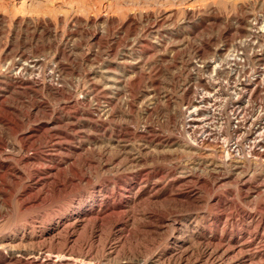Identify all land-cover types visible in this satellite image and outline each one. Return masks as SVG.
Segmentation results:
<instances>
[{
  "label": "rangeland",
  "instance_id": "1",
  "mask_svg": "<svg viewBox=\"0 0 264 264\" xmlns=\"http://www.w3.org/2000/svg\"><path fill=\"white\" fill-rule=\"evenodd\" d=\"M247 13L249 15L253 13L256 15L260 14V16H264V0H0V22H1L0 32H2L1 36L5 34L3 36L5 41L7 40L6 38H8L7 35L9 37L15 36V44H16L15 48L16 49L20 47L22 50H25L26 53L27 52L28 54L31 53L30 55L32 56L37 55V56L42 57L44 55L42 57L45 60L43 64L46 63L47 65L46 64L42 65L41 71L43 70V74L41 75V78L43 80H44V77L46 78V75H47L46 72L48 73V70H49L47 68L48 65L50 67L54 62L53 57L55 55L56 43L58 42L57 45L60 44L62 45V47L66 45L67 48H69L67 49L68 51L70 50V47H73V52L75 51V53H72V56L74 55L75 58H79V61L78 63L73 62L75 63L74 65L72 62H68L69 66L71 64L69 68H72L73 70H75L78 67L75 70V72L81 78V81H80L81 84L77 88H75L77 89L75 90V95L77 94L79 95L84 89V87L87 86V83H86L88 81L87 75L90 73L91 70H93V68L97 70L100 67V65H102V63H105L106 61L112 59L111 57H108V55H106L107 54L106 50L104 51L103 55L100 56V57L102 56L106 57L105 60L103 59L104 57H102L101 58L102 60H99V61L98 59L96 60L95 57H92L93 56L92 54L95 53V49H96V46L93 44V42L90 39L88 40V38H90L89 35H91L92 32H95V31H98V32L100 31L104 33L106 32L105 34H109L110 36L113 34H116V35L126 34L128 35V38L129 37L134 38V36L143 35L142 37H144L145 39L151 38L149 40H152V41L154 40L153 37H155L156 35H164V36H168L169 38L172 37V39L170 38L169 42H171V40L175 41L174 43L171 42L167 46L166 45L162 46L163 48L165 47L164 49L162 47L160 48L155 47L156 50L151 49L149 47H145L142 49V51H140V49H138L139 48L138 45H135V46L130 45V47L127 46L131 49L130 51L136 57L137 56L139 57V55L140 56L142 55L141 57L145 59V60L143 59V63H142L143 64L142 73L144 76L143 77L141 76V79L144 80L145 77L147 76V78L149 79L157 80L160 83V85H162L161 87L164 89L162 91V88H161V91H162L161 94L163 96L162 98L163 101L161 102L162 110L160 109L158 113L154 114L151 117V120L153 119L152 120L153 123L156 122V125L157 123L160 125V126L159 125L157 126L159 127V129H161L160 131L163 136V141H162L163 144H161V147L159 148L160 153L157 155L156 158L152 157V154H150L148 150L146 152V150L144 149L142 150V152H140L138 149V143L136 142V140H133L134 138H132L133 136L131 135H128L129 138L126 136L127 138L126 137L124 138L123 140L124 142H122L120 145H117V147L116 145L111 146V144L109 145L108 143L110 139L112 140L116 139V134L118 132L117 129H120L121 131L124 130L125 132H127L128 129L126 130V127H130V126L133 127L136 125L137 126L140 125L142 121L145 120L144 116L141 114L140 111L136 110V113H134L135 110L129 111L128 109H126L127 107L125 109L123 108L119 113H117L118 115L116 114L117 116L115 115L114 117L115 120L110 121V124L106 126L107 129L109 128L108 131L110 133L108 132V134H103L101 132L99 133V131L93 128V125L90 122V120L86 116H83V115L77 116L73 119L75 122V123L73 122V126L69 127V126L60 124L56 130L53 129L51 131L49 129L51 127V124L49 123L53 120L51 111L52 110L59 111L60 110L59 106H62V103H64L65 99L62 100L61 98L55 97L57 99V102H56V99L54 101V97L51 98V96L46 92H41L40 94L34 96L29 93L27 95L26 92H25L26 94L25 95L24 92H20L22 91L21 89L20 91L18 89L16 91L15 89V91L18 92V94H16L15 92V126H16L15 132H16V135H12V133H14V130L10 128L11 126L10 127L3 126L0 129V132H3L5 139L8 142V143H5V145L7 144L6 147L5 145L2 146V150L10 149L11 151V153L9 152V157L7 159L8 162L18 167L25 166L23 165L25 164L24 162H31L28 165L29 168H40L42 166H45L44 164L46 163L52 164V162H72V160H74L73 162L79 161V162H89V163L88 164L86 163L83 165L76 163V167L78 168V171H77L78 173L76 172V176H74L75 181L70 182V183L67 182L66 186L63 187L64 189H62V191L60 190V191H52L51 193L49 192L48 196L45 198V201L41 205L26 209V208H22L20 204L18 203L17 195L14 196L13 194H10V196L6 195L4 198H1L0 199V211L1 212L5 211L6 217L4 216V218L5 219L7 218L6 219L7 221L5 222V219L3 217H0L1 220L3 219L2 223L4 224L7 223V225L9 226L15 224L17 226L25 222L26 219H28L27 220L28 222L33 220L34 222L39 224V223H42L43 220L48 221L54 213H58L59 211H61L60 209L66 210V209H70L71 207H73V205H76L77 203L90 202L94 196L97 198L96 200L100 202V200H104L106 196L109 195V193L112 190L116 193L121 192L125 194H129V193L135 194L137 192H140V195L142 196V198L136 201L137 204L135 203L133 205L135 206L134 208L133 206H131L130 207L131 209L130 208L128 209L129 210L128 217L131 216L130 218H128L129 223H130L129 225L131 228L135 226L134 232L136 233H133V235H130L133 238L130 236H127L126 239H124L126 240V244L127 245L129 244L130 246L129 245L127 246L125 244L124 248L121 247L118 253V257H124V256H127L128 254L129 256L140 257L145 254L144 250L149 246H155V247L157 246L161 248L162 246L165 245L166 239H167V235H166L167 232H165L166 230L164 229L165 223L162 220L158 221L157 223L155 219L151 220V218L148 216L149 212L157 213L160 216H163L162 218L166 216L170 221H172V218L174 220V219H179V217L186 219L189 222L192 219L191 226L193 228L202 229V227H204L206 234L212 235L213 236L212 238H214L216 241L220 240L221 237H226V236L231 237L232 236L236 238V240L240 239V242L245 241L246 251H249L251 253H259V249L256 248L257 244L253 243V238L255 237V232L257 231L256 227L259 226L260 228L259 233L264 232V161H260L254 158H251V159L249 158L250 160L246 161V159L248 158L247 157L243 158V155L246 154V151H245L241 153L243 155L239 154L237 158L233 159V161L231 160L226 161V163L223 162V164L221 162V165L219 166L216 164L217 162H220L219 160H221L219 153H222V155L226 154V150L223 151L222 147L220 146L222 145L221 140H218L217 143L211 142L213 144L214 143L217 144L216 147L215 146L213 147V149H217L218 152L209 151V154L207 155H206V152L204 151L196 150L198 152L197 153L195 150H191L190 148L186 147L182 141H180V143L179 141L173 142V144L171 143V145L166 143V139L169 136H173L175 138L176 137L182 138L181 136L182 134H179L182 131L181 129L184 128L183 126L184 117L182 118V116H187L188 110L191 109V108H187L189 104L187 103L188 96L192 95L191 97L193 98L197 97L196 99H199V97L205 94L207 90L211 94L213 93L212 94L213 100L211 101L213 105L212 113L214 111L215 113H217V115L215 113L213 114V117H214V119L212 118L213 126L217 128L220 125H223L222 126V129L224 130L223 135L225 136L226 134V138L229 137L228 132L230 133V126H229L230 120L229 119L231 115L229 114V112L231 111L232 103L235 104L234 106L238 105L237 108L243 107V109L246 111L247 114L249 110L253 108L252 114L246 115V113L245 114L243 113L244 116H246L247 118H244V117L241 118V120L242 119L245 120L243 123H241V126L243 128L240 129V131L237 133L239 137H242L241 139H243L244 135L246 134V132H248V130L250 129L254 130V125H252L251 123H252V120H255V122L258 121V117H257L258 114L260 116L259 120L263 119L261 118V116L262 117L264 116V112H263L264 111V105H263L264 97L260 98L256 96V98L249 100L247 96L245 98L242 97L245 94H242V93L240 94L239 92L238 94L237 91H235L234 89L235 84H232L233 80L230 79V77H228L227 74H225L226 71H229V68H223L224 66L220 65L223 67L222 68H220L219 66L211 67V68H207V67L200 68L199 67L200 68L199 69V68L194 67L193 64L191 65L190 63L192 62L193 59H196L197 57L198 58L200 57L201 59L202 57L203 58L211 57L212 53H214L216 49L220 48L221 46L225 44L224 42H228L229 44H231L229 48L232 47L233 45L232 42H234V39L237 37L236 27L238 24L237 22L238 17L239 16L242 17ZM2 15L4 16L3 18L1 17ZM169 17H171L172 19ZM103 23L105 24V26ZM130 23L134 24L135 26L138 24L140 28L138 27L139 28L138 29L136 26L135 27L136 29H130L129 28ZM202 23H206L205 25H207V27L204 28L203 30H201L202 29L201 28L198 31H194V29L200 26L199 24H202ZM45 24H49L48 25L49 27H46L48 29L44 28ZM156 26L158 27V29L156 28L157 31L153 32V29ZM101 27H104V28H101ZM89 28L91 31L89 30ZM94 29L96 30L94 31ZM103 29L106 31H104ZM49 30L52 32H50ZM5 31L8 33L7 35ZM116 32H118L119 34ZM52 33L54 34V36ZM131 33L132 35H130ZM71 34L74 36V38H72V40L74 39L73 41L70 38ZM44 37L45 38L47 37L48 39L47 38L45 39ZM75 37L78 38V41H76L77 38L75 39ZM52 39L53 40L55 39V42H53ZM67 42H69V44ZM77 42L79 45L77 44ZM51 44L52 46L53 44H55L53 46L54 48L53 50H51L52 49ZM47 45L50 46V49L49 47H47ZM38 46L40 49L38 48ZM42 48H47V49H44V51H42L43 50ZM78 49L80 50V52H77L79 51ZM124 49H126L125 46L118 47V50L120 51V53L124 51ZM34 50H36L37 52L36 55L33 52ZM38 52L40 55H38ZM82 53H84V55ZM86 57L87 59H85ZM170 57H172V59ZM82 59H84L83 62H82ZM100 61L102 63H100ZM91 63L94 64V66ZM95 66H97V68ZM158 66L160 67L158 68ZM242 66L248 68L247 70L250 69V71H252V69L254 70L257 67V66H252L253 67L252 68L250 66L248 67L245 65H242ZM89 67L91 70L89 69ZM171 69L173 72L171 71ZM69 71H68L69 75L66 74L67 76H65V80H63L64 82L62 81L61 78H59L60 80L59 82L61 84L63 83L64 88L71 86V82L69 81L71 80L72 76L74 77L76 74V73L72 74L71 69H69ZM210 71L211 73H208ZM151 75H153V78ZM68 82L70 83L69 86L67 85ZM224 83L225 84L227 83L226 87ZM190 85H194V86H190ZM163 93L165 94L163 95ZM197 93L199 94V96H197L198 95ZM195 94H196V97H195ZM262 95H264V92ZM39 97L43 99H40ZM167 98L169 99L168 100L169 102L166 101ZM31 100L32 101H35V100L42 101L44 103H47L48 105L47 104L46 105L48 106L47 108L49 109L45 108L42 111L40 110L36 112L32 108L33 106H31V102H30ZM164 103L166 105H164ZM167 104H169V106ZM241 104L242 105L244 104V106H242ZM220 106H221V109H220ZM260 106L262 109L260 108ZM184 107H186L187 109ZM214 107H217L218 109L216 108L217 110H215ZM247 108L249 109L246 110ZM47 110H48V114H47ZM179 110H181V113ZM220 110L222 111L220 112ZM226 112L228 113V116ZM121 113H123L122 114L123 116L121 115ZM3 114H6V113L3 112ZM226 117H227V120H225ZM181 118L183 119V121ZM212 119H209V120L212 122ZM88 120L89 122H87ZM128 120H129V123H128ZM222 120H224V123L222 122ZM175 121H177L180 124L176 123L175 125ZM215 121L216 122L218 121L219 126L218 125L215 126V124H217V123H214ZM245 124L249 128H245L246 127ZM180 125L182 128L178 127ZM122 127H124L125 129ZM163 127L166 130H164ZM30 129H33V130L35 129L36 130L35 133L36 135L37 134L38 135L29 139L28 142L30 141L29 143L30 145H28L27 148H24L21 137L25 132H28ZM243 130L245 132H243ZM56 131L66 132L71 137L67 138L66 134L64 133L56 134ZM108 138H110L109 141H108ZM36 139L37 140L39 139L38 142L36 141ZM99 143L101 144V146ZM8 144L12 146L15 145L14 152H12L13 149L12 147L8 146ZM174 145L175 146L177 145V146L175 147ZM109 146L111 147V150L108 149ZM166 147L168 148V150ZM170 147H171V150H170ZM70 148L71 149L76 148L80 150L81 153L83 152V154L86 152V155L80 156L82 157V160H79L81 158H77L76 159L77 161H76L74 159L75 156H73L72 158V155H70L71 153ZM85 149L86 151H83ZM133 149L135 151H133ZM92 151H93V154H92ZM23 153L26 154L27 156L30 155L31 158L28 161H25L24 159L26 156ZM98 153H101V154L98 155ZM191 153H193V155H191ZM211 153L213 154L211 155ZM85 156L87 157L85 158ZM140 157H143V158L141 159ZM217 157H219V159ZM4 158H2L0 155V160ZM135 159L137 162L135 161ZM224 163H225V166H224ZM194 166H196L197 168ZM66 167H68L66 166V164L62 166V168H64L62 170L64 175H62L61 177L63 176L68 177V175L71 176V173L74 172V171L70 172V168L69 167L66 168ZM88 173H91V174H88ZM203 174H205V176H203ZM188 175H191V176H188ZM202 178H203L204 183L201 180ZM235 180L237 182L234 183ZM180 183L183 184V186ZM16 186L17 185L15 184V189L17 188ZM139 187L141 189H139ZM186 190L190 191V193L193 195L198 194V196L202 198H199L198 202L196 201L192 202V199L185 198L183 196H177L179 195L178 194L179 191L185 192ZM248 200L250 202H248ZM12 215H13V218H12ZM198 218L200 220H198ZM14 219L16 221H14ZM258 219H260L259 220L260 222L258 221ZM12 221H14V223ZM111 221L112 220H108L106 223L102 225L98 224L93 227L91 225H89L88 227H80L78 230L79 238L82 237L79 239L80 242L92 243L94 245V250L97 251L96 257L99 259L103 258L102 254L106 253V250H105L106 248H104L105 244H111V243L113 244L117 241V239H120V238L122 239L121 236L120 238H118L120 234L119 229L117 228L112 229L110 225ZM131 221H133V223ZM103 241L105 242V244ZM193 243L198 245L199 240L196 241V243L195 242ZM98 247L102 250L97 249ZM77 251H81V250H77ZM127 251H128V254H127ZM259 258H260L259 256L256 257L257 259V261L255 260L256 264L258 262H259L258 264H262V263L264 264V262L261 261V258L260 260Z\"/></svg>",
  "mask_w": 264,
  "mask_h": 264
},
{
  "label": "bare ground",
  "instance_id": "2",
  "mask_svg": "<svg viewBox=\"0 0 264 264\" xmlns=\"http://www.w3.org/2000/svg\"><path fill=\"white\" fill-rule=\"evenodd\" d=\"M1 17L3 18L4 16L2 15ZM169 18H171V17H169ZM109 21H111V20H109ZM98 22H99V20H98ZM237 22H238L237 27H236L237 37L234 39V42H232V44H233L232 47L229 48V46L231 44H229L228 42H224L225 44L223 46H221L220 48L216 49V51L214 53H212L211 57H206V58L202 57V59L200 57L199 58L197 57L196 59H193L192 62H190V63H191V65L193 64V66L196 68H199V67L200 68H205V67L211 68V67H216V66H219L220 68H222L223 66H224L223 68H229V71H226V72L224 71V72H225V74H227L228 77H230V79L233 80L232 84H235V86H234L235 91H237V93L239 92L240 94L241 93L245 94L244 96H242L243 98H245L247 96L249 100L250 99L252 100V99L256 98V96H257L256 90H257L260 82H258L257 79L255 78V74L252 75L253 78H251L249 76L248 71H250V69L248 71H246L245 70L246 67H244V66H242V68L240 69L239 67H237V64L238 65L239 64L245 65L247 67L248 66H250V67L257 66L256 67L257 70L264 68V16H260V14L256 15L253 13L249 15L247 13L242 17L239 16ZM28 23H30V22H28ZM48 23H50V22H48ZM109 24H110V22H109ZM173 24H174V22H173ZM205 24L206 23L199 24L200 26L196 27L194 29V31H198L201 28H202L201 30H203L204 28L207 27V25H205ZM28 25H26V26H28ZM48 25L49 24H45L44 28L49 27ZM43 26H44V24H43ZM96 26H97V24H96ZM104 26H105V24H104ZM136 26H137V28L139 27L138 24ZM136 26L132 23L129 24L130 29H136L135 28ZM145 26H146V24H145ZM101 28H104V27H101ZM156 28L158 29V27L156 26L153 29V32L157 31ZM46 29H48V28H46ZM32 30H34V29H32ZM89 30H90V28H89ZM95 30L96 29H94V31ZM103 30H101V31H103ZM143 30H144V28H143ZM44 31H45V29H44ZM69 31H71V30H69ZM104 31H106V30H104ZM50 32H52V31H50ZM1 33L2 32H0V129L3 126L4 127H6V126L10 127L11 126L10 128L13 129L14 133H15V134L12 133V135H16V132H15V130H16L15 129V127H16L15 126V92L17 91V89L19 91L21 89L22 91H20V92H24V94L26 92L27 95L29 93V94H32L34 96L40 94L41 92H46L51 96V98L54 97V101L56 98H61L62 100L63 99L66 100V101L64 100V103H62V106H59L60 107L59 111L58 110H52V111L50 110L52 113V116H53L52 117L53 120L49 123V124H51V127L49 128L51 131L53 129L56 130L60 124H63V125L69 126V127L73 126V122H74L73 119L77 116L83 115V116H86L90 120V122L93 125V128L96 129L97 131H99V133L101 132L103 134H108L109 128L107 129L106 126L108 124H110V121L115 120L114 117L117 113H119L123 108L125 109L127 107L126 109H128L129 111L135 110L134 113H136V110L140 111L141 114L144 116L145 120L142 121V123L138 126L132 125L134 128L131 126L130 127L124 126V127H126V130L128 129L127 132H125L124 130L121 131L120 129H117L118 132L116 134V139L112 140V139L108 138V141L110 139V141L108 142L109 145L110 144H111V146L116 145V147H117V145H120L122 142H124L123 140L126 136L129 138L128 135H131V136H133L132 138H134L133 140H136V142L138 143V149L140 152H142V150L145 149L146 152L148 150V152L150 154H152V157H155V158L157 157V155L160 153L159 148L161 147V144H163L162 143L163 136H162V133L160 131L161 129H159V127L157 126L159 124L157 123V125H156V122L153 123V121H152L153 119L151 120V117L154 114L158 113L162 107L161 102L163 101L162 100L163 96H162L161 92L164 89L161 87L162 85H160V83L157 80L149 79V78H147V76L145 77L144 80L141 79V76L142 77L144 76L142 73V66H143L142 63H143L144 58L141 57L142 55L141 56L139 55V57L138 56L136 57L130 51L131 49L129 47H130V45H134V46L138 45V47H139L138 49H140V51H142V49L145 47H149L151 49L156 50L155 47L160 48L164 45H166V46L169 45L171 42L174 43L175 41H172V40H171V42H169L170 38L172 39V37L169 38L168 36H164V35H156V36L153 35L155 37H153L154 40L152 41V40H149L151 38L145 39L144 37H142L143 36L142 34H141L142 36L138 35V36H134V38H132V37L128 38V35H126V34L125 35L113 34L110 36L109 34H105L106 32L104 33V32H100V31L99 32L98 31L92 32V34L90 33L91 35H89L90 38H88V40L90 39L93 42V44L96 46L95 53L92 54L93 55L92 57H95L96 60L98 59V61L102 60L101 58L104 56H102V57H100V56L103 55L104 51L106 50V52H107L106 55H108V57H111L112 59L106 61L105 63H102L100 61V63H102V65H100V67L97 70H95L93 67H92L93 70H91L89 67V69L91 71L87 75V78H88V81L86 82L87 86L84 87L83 90L81 89L82 92L79 95L78 94L75 95V90H77L75 88H77L81 84V82H80L81 78L75 72V70L78 67L75 70H73L72 68H69L71 66V64L69 66L68 62L78 63V61H79V58H75L74 55L72 56V53H75V51L73 52V47H70V50H69L70 52H69L67 50L69 48H67L66 45L62 47V45H60V44L57 45L58 42L56 41L57 42L56 43V50H55V55L53 57L54 62L50 67L48 65L47 68L49 70H48V73L46 72V74H47L46 78L44 77V80H43L41 78V75L43 74V70L41 71V69H42V65L46 64V63L43 64L45 60L42 57L44 55L42 57L37 56L36 55L37 52H36V50H34L33 52L35 53L36 56H34V55L32 56V55H30L31 53L30 54H28V52L26 53L25 50H22L20 47H18L16 49L15 48V45H16L15 44V36L9 37L7 35L8 33L5 31V33L8 37V38H6L7 40L5 41V39L3 37L5 34L3 33L4 35L1 36L2 35ZM32 33H33V31H32ZM116 33H118V32H116ZM43 35H44V33H43ZM130 35H132V33ZM53 36H54V34H53ZM70 38L72 40V38H74V36L71 34ZM76 38L77 37H75V39ZM130 38H132V39H130ZM76 41H78V38ZM199 41H200V39H199ZM53 42H55V39L53 40ZM65 42H66V40H65ZM65 42H64V44H65ZM47 43H49V42H47ZM60 43H61V41H60ZM67 43L69 44V42H67ZM83 43H84V41H83ZM195 43H197V42H195ZM44 44H45V42H44ZM77 44H78V42H77ZM48 45H50V44H48ZM48 45H47V47H49V49H50V46H48ZM54 45L55 44H53V46ZM51 46H52V44H51ZM53 46H52L51 50L54 49ZM86 46H87V44H86ZM119 46H121V47L125 46L126 49H124V51H122L120 53V51L118 50ZM127 46H129V47H127ZM214 46H216V45H214ZM38 48H39V46H38ZM42 49H43L42 51H44V49H47V48H42ZM75 49H77V48H75ZM81 51H83V50H81ZM77 52H80V50ZM82 54L84 55V53H82ZM170 54H172V53H170ZM38 55H40L39 52H38ZM45 56H46V54H45ZM49 56H50V54H49ZM85 56H87V55H85ZM172 56H174V55H172ZM105 58L106 57H104L103 59L105 60ZM170 58L172 59V57H170ZM85 59H87V57ZM173 59H174V57H173ZM83 60L84 59H82V62H83ZM96 60H94V61H96ZM49 63H50V61H49ZM74 64L75 63H73V65ZM92 65L94 66V64H92ZM220 65H223V66H220ZM95 67L97 68V66H95ZM159 67L160 66H158V68ZM219 67H217V68H219ZM158 68H156V69H158ZM69 69L72 70V74L73 73H76V74L74 77L72 76L73 79L71 78V80L69 81V82H71V86H69L70 83L68 82L67 85L69 87L64 88L63 83L61 84L59 82L60 81L59 78H61L62 81L65 80V76H67L66 74H68ZM81 70H83V69H81ZM145 70H146V68H145ZM84 71H85V69H84ZM171 71H172V69H171ZM218 72H219V70H218ZM208 73H211V71ZM214 73H215V71H214ZM176 74H178V73H176ZM151 76L153 78V75H151ZM246 76H248V77L246 79H244L243 81L241 79H238L240 77H246ZM228 77H227V79H228ZM141 80H143V81H141ZM159 80H161V79H159ZM82 84H83V82H82ZM206 84H207V82H206ZM224 84H222V85H224ZM226 84H225V87H226ZM190 86H194V85H190ZM161 88H162V91H161ZM15 89H16V91H15ZM227 90H228V88H227ZM192 93H193V91H192ZM232 93H233V91H232ZM16 94H18V92H16ZM164 94L165 93H163V95ZM212 94L207 90L205 92V94H203L199 97V99H196L197 98L196 94H195L196 98L191 97L192 95L191 96L187 95L188 96V102L187 103H189L187 108H191V109L188 110L187 116H182V114H181L182 118L184 117V122H183L184 128L181 129L182 131L179 133V134H182L181 135L182 138H179V137L175 138L173 136H169L166 139V143L171 145V143L173 144V142L179 141V143H180V141H182L183 144H185V146L190 148L191 150L204 151V152H206V155H207V154H209V151H217V149H213V147L214 146L216 147L217 141L221 140L222 145H220V146L222 147L223 151L226 150V154L225 155H222V153H219L220 155L218 154L221 157V160H219L220 162H217L216 164L219 166L221 165V162L223 164V162L226 163V161H230V160L233 161L234 158H237V156L239 154H241L245 151H246V154H244V155L241 154V155H243V158L244 157L248 158V159H246V161L250 160L251 158L258 159L260 161H264V121H260L261 119L259 120V118H260L259 114L257 113L258 114V116H257L258 121L257 122H255V120H252V123L250 122L252 125H254V130H251V129L248 130L247 129L248 132H246L243 139H241L242 137H239V135H237V133L240 131V129L243 128L241 126V123H243L245 120H243V119L241 120V118L242 117L247 118L246 116H244L246 111L243 109V107L237 108L238 105L234 106L235 104L232 103L231 111L229 112V114L231 115V117L229 119L230 120L229 121L230 133L228 132L229 137L226 138V134H225V136L223 135L224 134V130L222 129L223 125L219 126L218 121L217 122L215 121L214 123H217V124H215V126L218 125L219 127L216 128L213 126V119H214L213 114L215 113V111L213 110L214 112L212 113V106H213L212 102H211L213 100ZM187 96H186V98H187ZM197 96H199V94ZM236 96H237V94H236ZM258 97H260V96H258ZM39 98L43 99L41 97H39ZM168 100L169 99L167 98L166 101H168ZM170 101H171V99H170ZM30 102H31V106H33L32 108L36 112L40 111V110L42 111L45 108L49 109V108H47L48 104L44 103L42 101H36V100L32 101L31 100ZM56 102H57V99H56ZM215 102H213V103H215ZM262 103H261V105H262ZM164 105H166V104L164 103ZM167 105L169 106V104H167ZM221 105H223V104H221ZM214 106H216V105H214ZM242 106H244V104ZM217 107H218V105H217ZM217 107H214L215 110L218 109ZM184 108H186V107H184ZM223 108H222V110H223ZM260 108H261V106H260ZM220 109H221V106H220ZM248 109L249 108H247L246 110H248ZM222 110H220V112ZM179 111L181 113V110H179ZM179 111H178V113H179ZM224 111H225V109H224ZM3 112L6 114H3ZM252 113H253V108L249 110L248 114H252ZM47 114H48V110H47ZM122 114L123 113H121V115ZM215 114L217 115V113H215ZM248 114L246 113V115H248ZM227 116H228V113H227ZM171 117H172V115H171ZM219 118H220V116H219ZM261 118H262V116H261ZM141 119H143V118H141ZM179 119H180V117H179ZM209 119H212V122ZM89 120L87 122H89ZM225 120H227V117L225 118ZM122 121H124V120H122ZM182 121H183V119H182ZM222 122L224 123V120H222ZM128 123H129V120H128ZM176 123H178V122L175 121V125H176ZM178 124H180V123H178ZM245 126H246V124H245ZM124 127H122V128H124ZM178 127H181V125ZM245 128H249V127L246 126ZM71 129H72V127H71ZM13 130H12V132H13ZM164 130H166V129L164 128ZM178 130H179V128H178ZM169 131H170V129H169ZM35 132H36L35 129L34 130L30 129L28 132H25L22 135L21 138H22V143H23L24 148H27L28 145H30L29 144L30 141L28 142L29 139L38 135V134L36 135ZM243 132H245V131L243 130ZM57 133L66 134L67 138L71 137L70 135H68L66 132H63V131H60V132L56 131V134ZM2 134H3V132H0V153H1L0 155L2 158H4V157L5 158L0 160V199L4 198L6 195L10 196V194H13L14 196L17 195L18 203L20 204V206L22 208L27 209V208H31V207L41 205L45 201V198L48 196L49 192L51 193L52 191H60V190L62 191V189H64L63 187L66 186L67 182L70 183V182L75 181L74 176H76V172L78 171V168L76 167V163L77 164L79 163L82 165L89 163V162H79V161L73 162L74 160H72V162H52V164L46 163V164H44L45 166H42L40 168H29L28 165L31 162H24L25 164H23V165H25V166H23V167L19 166L18 167L12 163H9L7 160L9 157V152L11 153L10 149L2 150V146L5 145V143H8L5 139L4 134L3 135ZM48 134H50V133H48ZM103 134H102V136H103ZM14 139H15V137H14ZM38 140L36 139L37 142H38ZM211 142H216V143L213 144ZM12 145H13V143H12ZM12 145L8 144V146L12 147V149H13L12 152H14L15 151V145L14 146H12ZM6 146H7V144L5 145V147ZM100 146H101V144H100ZM105 146H107V145H105ZM98 147H99V145H98ZM113 148H115V147H113ZM179 148H181V147H179ZM86 149H87V147H86ZM86 149L83 151H86ZM108 149L111 150V147L109 146ZM167 150H168V148H167ZM170 150H171V147H170ZM70 151H71L70 155H72V158H73V156H75L74 157L75 160L77 158H81L79 160H82V157H80V156L86 155V152L83 154V152L81 153V151L76 149V148L75 149L70 148ZM93 151H92V154H93ZM133 151H135V150L133 149ZM99 152H100V150H99ZM108 152H110V151H108ZM126 152H128V151H126ZM99 154H101V153H98V155ZM212 154L213 153H211V155ZM12 155H14V154H12ZM24 155L26 156L24 159L25 161H28L31 158L30 155L29 156H27L26 154H24ZM24 155H23V157H24ZM191 155H193V153H191ZM203 155H205V154H203ZM86 157L87 156H85V158ZM129 157H130V155H129ZM140 158L142 159L143 157H140ZM217 158L219 159V157H217ZM12 160H14V159H12ZM135 161H136V159H135ZM225 163H224V166H225ZM239 163H240V161H239ZM36 164H37V162H36ZM64 164H66V166H68L70 168V172L74 171L73 172L74 174L71 173V176L68 175L69 178L65 177V176L61 177L62 175H64L62 172V170L64 169V168H62V166ZM127 164H125V165H127ZM34 166H36V165H34ZM236 166H238V165H236ZM36 167H38V166H36ZM68 167H66V168H68ZM194 167H196V166H194ZM198 167H199V165H198ZM214 169H215V167H214ZM104 171H106V170H104ZM203 173H204V171H203ZM88 174H91V173H88ZM188 176H191V175H188ZM203 176H205V174H203ZM82 177H83V175H82ZM178 177H180V176H178ZM201 180L203 181V178ZM184 181H186V180H184ZM205 182H207V181H205ZM235 182H237V181L235 180L234 183ZM203 183H204V181H203ZM15 184L17 185L16 189H15ZM113 185H114V183H113ZM181 185L183 186V184H181ZM178 186H179V184H178ZM196 186H197V184H196ZM140 187H141V185H140ZM140 187H139V189H141ZM185 187H187V186H185ZM176 189H175V191H176ZM190 189H191V187H190ZM203 189H205V188H203ZM211 190H212V188H211ZM15 192H16V194H15ZM246 192H247V190H246ZM151 194H152V192H151ZM178 194L179 195H177V196H183L185 198L192 199V202L193 201L198 202V199L202 198V197L198 196V194L193 195L190 193V191H187V190L185 192L179 191ZM153 195H154V193H153ZM140 198H142V196L140 195V192H137L135 194H131V193L125 194V193H121V192L116 193L112 190L109 193V195H107L104 200H100V202H98V200H96L97 198L94 196L90 202H81V203H77L76 205H73V207H71L70 209H66V210L60 209L61 211L58 210L59 212L54 213L48 221L43 220V222H42V220H41L42 223H39V224H37L33 220L28 222L27 221L28 219H26V221L20 225L16 226L15 224H13V225L10 224L11 226H9V225H7V223L6 224L2 223L3 219L1 220V218H0V264H256V261H257L256 257L257 256H259L261 258V261L264 262V232L259 233V230H260L259 226L258 227L255 226L257 228L256 229L257 231L255 232V237L253 236L254 237L253 243L257 244L256 248L259 249V253H251V252L245 250L246 245H245V241H243L245 239L242 240L243 242H240V239L236 240V238H234L232 236L231 237L226 236V237H221V238L219 236L220 240L216 241L214 238H212L213 237L212 235L206 234L204 227H202V229L193 228L191 226V220L192 219L189 222L188 220L179 217V219H174V220L172 218V221H170L166 216L164 218H162L163 216H160L159 214L154 213V212H149L148 216L151 218V220L155 219L156 223L160 220H162L165 223L164 229L166 230L165 232H167V234H166L167 239H166L165 245L162 246L161 248H159L157 246L156 247L155 246H149L144 250L145 254L143 256H140V257L129 256V254H128L129 250L127 251V254H128L127 256L118 257L119 250L121 249V247L124 248V245L126 244V240H124V239H126L127 236H130V235H133V233H136V232H134L135 226L131 228L129 225L130 223H129L128 218H130L131 216L128 217L129 216L128 215V212H129L128 209L131 206H133L136 203V201ZM245 202H246V200H245ZM248 202H250V201L248 200ZM134 207L135 206H133V208ZM260 208H261V206H260ZM5 213H6L5 211L4 212L0 211V217H3V218H4V216L6 217ZM10 215H11V213H10ZM12 218H13V215H12ZM30 218H32V217H30ZM199 218H198V220H200ZM6 219H5V222L7 221ZM108 220H112L110 223L112 229H114V228L119 229L120 234H119L118 238H120V236H121L122 239L116 238L117 241L113 244L112 243L111 244H105V242L103 241L105 244L104 248H106L105 249L106 253L102 254L103 258L99 259L96 257L97 251L94 250V245L92 243L80 242L79 239L82 237L79 238L78 230L80 227H88L89 225H91L92 227L95 225H98V224L102 225V224L106 223ZM259 220L260 219H258V221ZM14 221H16V220L14 219ZM14 221H12V222L14 223ZM131 222L133 223V221H131ZM251 223H253V222H251ZM224 233H226V232H224ZM117 235H118V233H117ZM130 237H132V236H130ZM84 240H85V238H84ZM198 240H199V244L197 243L198 245L193 243V242L196 243V241H198ZM99 247H101V246H99ZM99 247L97 249H100ZM143 249H144V247H143ZM77 250H81V251H77ZM100 250H102V249H100ZM94 252H95V254H94ZM130 254H131V252H130ZM260 258H259V260H260Z\"/></svg>",
  "mask_w": 264,
  "mask_h": 264
},
{
  "label": "built area",
  "instance_id": "3",
  "mask_svg": "<svg viewBox=\"0 0 264 264\" xmlns=\"http://www.w3.org/2000/svg\"><path fill=\"white\" fill-rule=\"evenodd\" d=\"M237 67H239L241 69L242 68V65H237ZM245 70L248 71L247 68H245ZM248 73H249V76L251 78H253L252 75L255 74V78L257 79L258 82H260L259 85H258V88L256 90V94H257V96H260L261 97V95L264 92V68L259 69V70H257V68H255L254 70L252 69V71H248ZM247 77L248 76H246V77H240L238 79H241L243 81ZM262 97H264V95H262ZM262 118L263 119L261 121H264V116Z\"/></svg>",
  "mask_w": 264,
  "mask_h": 264
}]
</instances>
